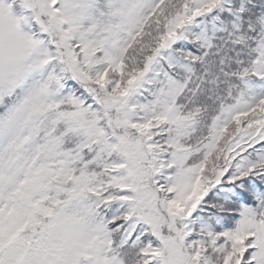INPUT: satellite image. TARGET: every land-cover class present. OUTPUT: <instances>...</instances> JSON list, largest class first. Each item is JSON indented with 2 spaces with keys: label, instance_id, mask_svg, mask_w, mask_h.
Wrapping results in <instances>:
<instances>
[{
  "label": "snow or ice",
  "instance_id": "1",
  "mask_svg": "<svg viewBox=\"0 0 264 264\" xmlns=\"http://www.w3.org/2000/svg\"><path fill=\"white\" fill-rule=\"evenodd\" d=\"M0 264H264V0H0Z\"/></svg>",
  "mask_w": 264,
  "mask_h": 264
}]
</instances>
